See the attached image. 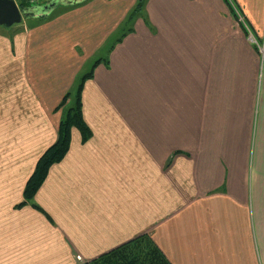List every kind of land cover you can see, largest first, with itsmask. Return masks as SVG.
I'll return each instance as SVG.
<instances>
[{"label":"crops","instance_id":"crops-1","mask_svg":"<svg viewBox=\"0 0 264 264\" xmlns=\"http://www.w3.org/2000/svg\"><path fill=\"white\" fill-rule=\"evenodd\" d=\"M232 2L264 42V0ZM137 3L0 25V264H86L141 235L171 264H264V59L225 0H146L125 33ZM91 70V136L72 128L27 199Z\"/></svg>","mask_w":264,"mask_h":264},{"label":"trees","instance_id":"trees-1","mask_svg":"<svg viewBox=\"0 0 264 264\" xmlns=\"http://www.w3.org/2000/svg\"><path fill=\"white\" fill-rule=\"evenodd\" d=\"M20 9L26 11V16L32 12V6H29L24 0H16ZM232 11V4L228 3ZM146 0H138L136 7L126 18L125 33L132 28L133 22L137 16L140 15L144 8ZM47 14L40 18H46ZM92 74L89 72L82 77L74 93H67L63 101H67L73 94V103L69 106L61 117L58 128L57 141L46 150V152L39 159L36 169L31 176L25 190V197L31 199L37 189L44 181L50 166L60 161L68 152L71 139L72 128H77L82 139L85 141L91 136V131L86 125L82 114L81 92L83 82L86 77ZM63 103V102H62ZM64 104H61L62 106ZM86 264H171L163 252L158 248L155 242L148 235H141L127 243H124L111 251L102 254L98 258Z\"/></svg>","mask_w":264,"mask_h":264},{"label":"water","instance_id":"water-1","mask_svg":"<svg viewBox=\"0 0 264 264\" xmlns=\"http://www.w3.org/2000/svg\"><path fill=\"white\" fill-rule=\"evenodd\" d=\"M84 0H54L49 4L44 5L43 15L50 12L57 5H74L83 2ZM23 15L26 11L20 9L16 0H0V25L12 26L23 21Z\"/></svg>","mask_w":264,"mask_h":264},{"label":"rangeland","instance_id":"rangeland-1","mask_svg":"<svg viewBox=\"0 0 264 264\" xmlns=\"http://www.w3.org/2000/svg\"><path fill=\"white\" fill-rule=\"evenodd\" d=\"M230 3H232V0H231ZM43 7H34L33 11H36V9L43 10ZM240 12L241 11L238 10L237 13L239 14ZM235 16H236V21L238 22V24H236L237 22L235 23L237 25L236 28H242L243 30L245 29L244 31H246L247 36H249V33L247 32V29L250 30V26L248 25L249 23L245 20V18L242 15L241 16L244 18V21L241 18H239V16H237V14H235ZM27 18L28 17L26 15H23V20H25ZM29 18H31V17H29ZM248 40H249L250 43H252V44H254L256 46V49L259 51V53L261 55V59L263 60L264 59V42H260V41L254 42V41H252L250 39H248Z\"/></svg>","mask_w":264,"mask_h":264},{"label":"built area","instance_id":"built-area-1","mask_svg":"<svg viewBox=\"0 0 264 264\" xmlns=\"http://www.w3.org/2000/svg\"><path fill=\"white\" fill-rule=\"evenodd\" d=\"M29 6H32V7H35V6H43V5H46V4H49L51 3L52 1L54 0H24ZM228 3L231 2V0H227ZM232 4V9L234 12H236L237 16H239V18H241L243 21H244V18L242 17L243 15L241 14V12L238 14V8L236 7V5L232 2L230 3V5ZM242 15V16H241ZM248 30V33H249V36L248 38L254 42H257L258 40L255 38V36L253 35L252 31L247 29ZM258 46V45H257Z\"/></svg>","mask_w":264,"mask_h":264},{"label":"clouds","instance_id":"clouds-1","mask_svg":"<svg viewBox=\"0 0 264 264\" xmlns=\"http://www.w3.org/2000/svg\"><path fill=\"white\" fill-rule=\"evenodd\" d=\"M17 2V1H16ZM18 4V3H17ZM44 6V5H43Z\"/></svg>","mask_w":264,"mask_h":264}]
</instances>
